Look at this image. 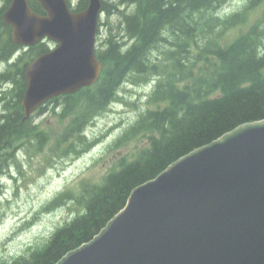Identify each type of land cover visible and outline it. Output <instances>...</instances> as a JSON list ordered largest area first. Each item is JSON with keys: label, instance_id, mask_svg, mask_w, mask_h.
<instances>
[{"label": "trees", "instance_id": "16d2710c", "mask_svg": "<svg viewBox=\"0 0 264 264\" xmlns=\"http://www.w3.org/2000/svg\"><path fill=\"white\" fill-rule=\"evenodd\" d=\"M228 1L104 0L108 18L121 16L119 31L110 30L101 43L104 48L97 51L103 69L94 85L49 100L51 112L64 122L50 152L65 157L89 151L97 139L88 138L85 127L118 100L123 83L153 76L157 80L149 108L108 151L132 141L137 145L120 156L100 181L84 178L57 196L43 210L71 201L77 210L74 217L41 244L0 264H55L91 240L125 207L135 187L237 126L264 119V15L253 23L250 17L264 0H247L238 11L216 15ZM10 2L4 0L0 6V65L6 64L0 71V172L18 162L19 148L40 152L51 140L50 131L33 117L24 119L22 107L27 64L50 46L40 42L9 62L22 48L12 41V27L3 19ZM30 3L45 14L38 0ZM87 5L88 0H78L73 10ZM236 28L234 38L224 39ZM47 110L42 106L40 114ZM1 186L0 181V192Z\"/></svg>", "mask_w": 264, "mask_h": 264}, {"label": "water", "instance_id": "95a60500", "mask_svg": "<svg viewBox=\"0 0 264 264\" xmlns=\"http://www.w3.org/2000/svg\"><path fill=\"white\" fill-rule=\"evenodd\" d=\"M12 0V39L60 45L32 60L22 99L26 117L51 97L93 84L102 0L74 12L67 0ZM55 264H264V119L243 123L135 187L89 241Z\"/></svg>", "mask_w": 264, "mask_h": 264}, {"label": "rangeland", "instance_id": "374dc122", "mask_svg": "<svg viewBox=\"0 0 264 264\" xmlns=\"http://www.w3.org/2000/svg\"><path fill=\"white\" fill-rule=\"evenodd\" d=\"M3 0H0L2 3ZM116 3L119 0H109ZM247 0H229L224 7L215 11L216 15L226 16L238 11ZM76 3L77 0H74ZM124 7V6H123ZM264 15V5L252 11L251 20ZM105 22L101 26L100 41L110 33L119 31L121 16L107 13L101 17ZM238 33V28L226 33L225 38L231 40ZM127 39V38H125ZM124 39V40H125ZM131 40H129L130 43ZM54 47V43H50ZM4 65L0 67V70ZM154 80L148 82L128 81L120 89V95L109 109L98 116L86 129L90 137H100L101 141L90 152L77 159H49V145L44 151L34 147H21L16 155L18 162L4 172H0L4 187L0 193V261H11L30 248L42 243L55 228L67 218L77 213L73 203L45 212L46 203L68 186H76L81 178L98 181L108 172L115 161L122 155L135 149L137 142L117 147L109 152L108 147L139 117L148 104V94L152 91ZM34 118L35 122L54 133L49 144H52L61 132L64 122L49 111ZM2 107L0 105V111Z\"/></svg>", "mask_w": 264, "mask_h": 264}]
</instances>
